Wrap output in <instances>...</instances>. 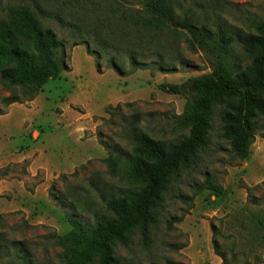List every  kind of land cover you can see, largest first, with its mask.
<instances>
[{"label": "rangeland", "instance_id": "374dc122", "mask_svg": "<svg viewBox=\"0 0 264 264\" xmlns=\"http://www.w3.org/2000/svg\"><path fill=\"white\" fill-rule=\"evenodd\" d=\"M34 2L0 0V19L7 7ZM36 2L45 12L71 10L72 18L62 17L67 24L43 20L63 43L55 53L64 67L59 79L41 87L31 101L27 90H11L0 82V264H63L56 238L69 231L66 217L74 209L90 215L87 207L74 208L71 202L88 194L99 205L96 183L106 187V196L109 190L134 188L110 177L104 163L111 153H132L131 123L137 121L155 142L187 136L179 123L187 99L169 90L211 75L218 63L209 53L191 49L185 34L171 33L163 38L162 69L155 67L158 58L153 57L150 68L132 71L125 63L119 75L79 45V38H91V22L78 16L97 12L109 35L117 28L105 15L111 4L137 9L136 0ZM170 2L178 13L207 19L214 27L225 23L257 35L264 24V0ZM235 53L227 63L240 68L249 63L241 50ZM12 95L21 104L4 107L2 100ZM212 113L209 146L193 169L172 184L150 242L143 246L136 237L129 250L116 248L124 264H264V229L251 222L254 216L264 218V119L248 157L239 160L221 137L218 108ZM205 178L221 189L219 195L196 193Z\"/></svg>", "mask_w": 264, "mask_h": 264}, {"label": "trees", "instance_id": "16d2710c", "mask_svg": "<svg viewBox=\"0 0 264 264\" xmlns=\"http://www.w3.org/2000/svg\"><path fill=\"white\" fill-rule=\"evenodd\" d=\"M136 3L137 9H125L117 2L116 6L111 4L105 15L117 28L109 35L104 32L97 12L92 16L79 15V19L81 16L91 22L88 25L91 38H79V45L86 47L88 55L106 61L108 68L122 75L125 63L132 71L146 70L154 65L150 60L153 57L158 58L155 67L162 69L158 63L164 49L163 38L182 33L189 38L191 49L209 53L218 63L211 75L169 90L172 95L187 99L179 121L188 130L187 136L173 143L155 142L138 128L137 121L131 123L128 140L133 145L132 153L127 156L111 153L104 163L110 177H120L134 188L109 190L106 196V187L96 183L94 188L101 196L99 205L88 194L71 202L74 208L78 204L87 207L90 215L77 214L74 209L66 217L69 231L56 238V245L63 252V264H124L117 256V247L129 250L136 237L143 246L150 242L172 184L193 169L199 154L209 146L214 107L219 110L221 137L239 160L248 157L264 119V24L253 35L225 23L214 27L207 19L199 21L193 14L178 13L170 0H136ZM65 10L45 12L36 0L33 6L24 3L6 8L5 18L0 19L1 84L11 90H27L31 101L41 87L59 79L64 67L55 53L63 43L43 20L67 24L62 17L71 19L72 12ZM236 48L249 61L243 68L226 62V58L235 56ZM13 104H21L14 95L2 100L6 108ZM202 191L219 195L221 189L205 178L196 186V193ZM251 222L253 228L264 229L263 217L254 216Z\"/></svg>", "mask_w": 264, "mask_h": 264}]
</instances>
